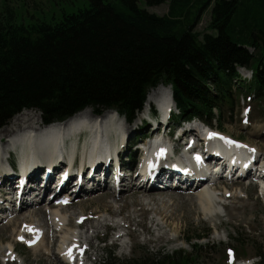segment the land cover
<instances>
[{
	"label": "trees",
	"instance_id": "16d2710c",
	"mask_svg": "<svg viewBox=\"0 0 264 264\" xmlns=\"http://www.w3.org/2000/svg\"><path fill=\"white\" fill-rule=\"evenodd\" d=\"M82 1L49 22L19 23L9 6L0 12V128L26 110L53 124L87 108L97 115L115 110L133 124L160 84L172 87L175 124L217 121L223 129L224 110L241 96L264 101V0H116L118 8L107 0ZM141 1L168 2V13H149ZM207 14L205 30L196 32ZM239 67L253 78L243 79ZM204 232L187 243L211 230ZM192 247L201 253L209 246ZM197 261L180 252L134 263ZM103 264H119L114 251Z\"/></svg>",
	"mask_w": 264,
	"mask_h": 264
},
{
	"label": "rangeland",
	"instance_id": "374dc122",
	"mask_svg": "<svg viewBox=\"0 0 264 264\" xmlns=\"http://www.w3.org/2000/svg\"><path fill=\"white\" fill-rule=\"evenodd\" d=\"M107 1L113 4L114 7H119L116 0ZM83 5L84 2L82 0H0V12L4 10L5 6H9L16 13L17 21L19 23L22 22L25 24H30L40 21L49 22L51 20H59L64 11L67 13H71L76 11ZM139 7L149 13L156 14L158 16H164L168 13L169 3L167 2L160 6L149 7L144 1H141L139 3ZM208 22L209 14L202 17L201 23L198 25L196 32H203ZM163 86L166 89L170 87V91L172 92L171 86H166L164 84ZM85 110H88L89 114H91L93 118H95L96 114L93 110L91 111L89 108ZM109 111L115 110H107L104 113ZM247 111L249 112L248 114H246ZM224 113L225 115L220 120L223 124V129H220L221 125L217 121L214 122V126L210 127L214 130H220L221 132L226 134V136L240 141L241 143H239V145H254L259 155L261 154L262 157H264V101L252 100L251 102H248L244 98H240L239 102L235 104L233 110L226 109L224 110ZM143 116L146 117L145 114H138V119L136 120V122L130 125L123 117L122 120H120L123 131L127 132L130 138L132 137L130 145L131 142L136 139V136L139 133L146 135L150 131V127L153 125L152 123L145 121V118ZM38 118L43 121L42 115L38 111H23L15 115L7 125L0 128V137L5 136V128L10 127L15 120L34 119L38 121ZM174 125L179 124L173 123L172 126ZM191 125L192 124H186V127L184 128H190ZM193 125L194 128H196L195 130H197L198 132L201 131V127L202 131H204V125H202V123L194 122ZM31 126H33L34 129L37 127L33 124H31ZM83 126L87 127L88 124H85ZM154 126H159V122H156ZM153 129L156 131L157 127H154ZM170 129H167V131H169ZM69 135H71V133L68 132L64 135V137H67ZM186 140L187 139L182 138L181 141L186 142ZM84 141H86V139H84ZM126 144L127 143H125V145ZM125 145H123V147H125ZM135 150L137 154V162V160H140V153L137 152V147L136 149L134 147L130 148L129 152L131 151L135 153ZM260 150H262V152ZM5 156L7 161V154H4V157ZM260 163L261 161L259 162V164ZM136 170L140 169H125L120 173L122 177L125 176L124 186H129V189H134L135 187L140 188L138 185L139 183H142V181H138V178L136 177ZM78 171L76 170V173ZM166 172L167 169L164 168L162 174H165ZM43 175L44 171L42 172L40 177H42ZM73 175L77 176V174L75 173H73ZM9 179H13V182L9 181ZM15 179L16 175H14L13 173H9L8 175H6V178H4V181H8V183L6 185H2V187L6 186L4 188V191H6L0 194V203L1 200L9 194H12L15 199L16 192L14 193L13 191H15L17 187H20V183H18V180L16 181ZM88 179L89 177L87 175L85 180L88 182ZM155 181V184L160 187V190H167L168 188L170 189L169 191L173 192L174 194H197L205 188L210 189V192L214 194V204L216 205L214 207L211 206V208L204 206L203 208H201V212L198 213L196 207L199 202L198 197H187L185 200L186 202H183V205L186 204L187 206L186 209L179 206L182 203L180 199L177 201L175 198H173V200H175L176 202L175 204H177L179 208V211H175L172 208L165 210V214L171 217L168 225H164V229L162 231H160L155 226L156 231L152 230L151 233L149 232L147 226L150 227L154 219L157 220L158 223L162 224V219L159 218V216H155V212L144 214L143 212H138L139 209L137 206L132 207L133 202L139 200V198L126 199L124 202L119 203L118 205H114L115 203H113L116 210H118L122 205H126V208H124L121 216H110L111 214L109 212L108 213L110 215L105 213L103 200L99 199L93 202L86 200L87 198H89L88 194L97 192L98 190L85 192L88 186L84 185V190H79L80 192L78 194H75V192L73 191L69 192L71 200L74 199L78 203V205H74L71 208L74 211L62 209L63 207H56L53 203H51V201L44 200V202H47L45 203V205H43L45 210L39 212L37 214V217H33L31 219V221H36L34 224L35 226H38L37 220H40L39 216H42L45 213L48 214L42 220L44 221V224L39 227V231L40 233H42V237L46 235L47 231L50 232V235L46 237L45 242L39 246V244L30 245V240L33 238V234H30L28 237L24 236L23 239H21L22 236L17 235L20 234L18 232H24L26 227L29 225H26L25 221H22L23 217H21L19 221L20 223H22L19 226L17 224L11 223L9 227H3L4 224L10 222L15 215L29 213V211H26V209L31 205L21 207L20 210L16 212V200H12L15 203H10L9 205L11 207H9L8 205V209H15V211L12 212L10 216L9 214H5L1 211L3 205L0 204V264L68 263V261L65 260L64 256L58 249V243H60V240L62 239V234H60L59 239L57 237H54L53 247H45V245L52 242V229L56 227L54 218L49 219V214L54 213L57 208L61 209L60 213L65 214L66 218H68L69 215L71 213L73 214L74 212L75 214H81L83 212L82 214H84L85 217L89 218L88 226H85L81 229L77 228V224H79L81 219L83 218L76 219L77 216H75L74 220L69 221V225L71 227H68V229L71 230L67 234L65 233L64 237L70 240L68 244H71V241L73 240L75 244L80 243L83 249L88 247V252L92 250L91 255H89L88 253V258L90 256L93 258L98 256L97 264H103V262L108 259L109 252L111 251H114V256L119 261V264H137L134 263V261L140 258H151L159 255L174 258V256H177V254L180 252L184 253L186 256H189L190 260H192L193 258L198 259L195 264H235L232 258L236 257L237 259H249L250 257H254V255L261 249V247L264 246V194L262 196L260 189L257 186L251 184L250 179H245L242 181L222 180L215 185L204 181L203 187L198 192L194 191L196 187L193 186L189 191H185L183 188H174L172 186L170 188V185H168V187L166 188H163V185H161L162 183L158 180V175H156ZM31 183V181L27 180V183L24 184V187H29ZM22 186L23 184H21V187ZM38 186L41 187L42 184H39ZM45 187H47V192L55 188L54 184H52V181L49 182ZM69 187L70 189L73 187L72 183L68 185L67 190H69ZM225 188H228L227 190L230 192L226 193ZM103 190L104 192L107 191L109 193L110 198L108 201L112 202L113 197L115 196V183L112 182L110 184H106ZM214 191L216 193H214ZM217 194L220 197H217ZM141 195L142 193H140V196ZM149 196L153 197L154 195L150 194ZM117 198L119 199V196H117ZM171 202L172 200H170L169 203ZM173 205L174 204H169L168 206L173 207ZM174 207H176V205H174ZM148 208L152 209L151 207ZM94 218H97V220L94 221ZM27 221H29V219ZM107 222L113 226H117V229H114L115 231L108 230ZM94 225L95 227L93 228L92 226ZM153 225L154 223H152V226ZM64 226H67V221H64ZM205 228H209L211 230V233L206 236V238H203L200 241L194 239L192 244L187 243V240L191 238H197L199 235L203 236V233H205ZM97 231L99 232V234L95 235ZM133 232H135L136 236ZM128 234L134 236H132L133 240L127 236ZM240 234L242 235V237L239 239V241H237L236 238L238 237V235L240 237ZM118 236H122V238H120L119 241H116ZM148 241L155 242L154 244H147L146 242ZM64 242L65 239L62 241V245ZM239 242L241 243L239 244ZM9 243H11L12 245L16 244V252L13 254L7 252L10 246ZM193 244H199L203 247H209L208 250L203 249L201 253L198 251L194 252V248L192 247ZM210 248H212V250H210ZM47 249L49 251L54 250V252L58 253V262L55 256H53V259H50L47 256ZM230 249H232L234 253H230ZM89 260L91 261L90 258ZM257 260L258 259L255 258L252 261L254 263H258ZM87 264L90 263L87 262Z\"/></svg>",
	"mask_w": 264,
	"mask_h": 264
},
{
	"label": "bare ground",
	"instance_id": "6f19581e",
	"mask_svg": "<svg viewBox=\"0 0 264 264\" xmlns=\"http://www.w3.org/2000/svg\"><path fill=\"white\" fill-rule=\"evenodd\" d=\"M168 101H170V104L173 107L175 106V103L173 100V91L172 92L170 91V87L168 89H166L163 85H159L157 88L153 89L148 94V97L146 98L144 110L141 113V115H143V114L146 115L148 113V111L151 109L153 111V113L155 112L154 113L155 116H163V110H164V107L166 106V103ZM89 109L92 111L91 108H89ZM120 120H122V117L119 116V114L116 111H109V112L102 114L101 116L95 115V118H93V116L91 114H89L88 110H85L83 112L77 113L76 115H74L73 117H71L70 119L65 121L64 123L49 126L47 132L43 133V136H46L47 133H54V132H57V130L60 131V133L61 132H68L70 130L75 131V130H78L81 126H83L87 123H93V122H97V124H92L91 127L97 129V131H99V130L103 131V132L99 131L98 133H96V135L92 134L90 140H88V142H87L88 147L86 146L85 150L81 153V155H83V159L81 161V166L85 165L89 161V159L92 161L90 164L91 168H89V169L87 168V175L89 176V182H87L85 180L86 177L84 179L80 180L78 182V184H74L75 181H73L74 182V183H72L73 187L71 189L69 187L70 191H73L77 194L78 193L77 190H84L85 186H88L86 188L85 192H90L92 190L93 191L98 190L97 192H93L91 194H88L89 198H87L86 200H89L92 202L97 201L99 199L103 200L105 213H107V214L110 213L111 214V215L109 214L110 216H121V213L123 212L124 208H126L125 207L126 205H122L118 210H116L114 205H118L119 203L124 202L126 199H131V198L132 199H134V198L138 199L139 198V200L133 202L132 207L137 206L139 209L138 212H140V213L143 212L144 214H149V212H155V216H159V218L162 219V222H163L162 224L158 223V221L154 219L152 221V223H154V225H153L154 227L152 226V223H151L150 227L147 226L149 232H151V233H152V230H155V226L160 231H162L164 229V225H168V222L171 219V217H169L167 214H165V210L172 208L175 211H179V208H178L177 204H175L176 202H175V200H173V198H175L177 201L180 199V201L182 203L180 205L179 204L178 205L183 207L184 209H186V207H187L186 204L183 205V202H186L185 201L186 198L187 197H198L199 202L196 206L198 213L201 212L200 210L204 206L211 208V206L214 207L216 205V204H214V194L211 193L210 189H207V188H205L204 190L200 191L197 194L196 193H189L187 195H184L181 193H179V194L175 193L176 194L175 195L173 192L169 191L170 189H168V188H167V190H160V187H158L155 184L156 181H153L151 179L154 175H158V180L162 183L161 185H163V188H166V187H168V185H170V188L172 186L174 188H183L185 191H189L191 189V187L194 184H196L197 186L194 190L195 192H198L203 187V178H204V180L207 179L204 177L203 174H200L197 170L191 169V168L188 169V170H190V173L187 174L186 177H185V175L177 176V175H174L173 173L168 174L167 172L165 174H162L163 169L170 167V166L178 165V167H182V166L186 167L185 163L182 164L179 161H177L176 163H173L170 161V159H166V160L161 159L159 161L158 169H151L149 172V175L144 179L145 183H139L140 188L135 187L134 189L133 188L126 189L125 186H123L125 176L122 177V176L117 175L115 172L116 169H114L112 167V164H110V162H112V160H117L120 157V154L118 156L113 157L112 153H114L115 150H118L120 152V149L123 147V145L125 144V142L127 140V135H128L127 132H124L123 129H118L121 125ZM31 124L36 125L37 127L34 129V127L31 126ZM42 124H43V121H41L40 118H38V121L34 120V119L33 120H28V119H24V120L17 119V120H15L10 127L5 128V133H6L5 136L0 137V148H3L2 152L7 154L8 156H12V152H17L20 150L19 148L15 147V143L12 142V139H15L16 143H21V142H24V140H27L28 137H33L31 135L34 133H37V132L42 133L43 132L41 130ZM83 129L84 128L81 129L80 134L84 133ZM30 131H32V133L29 136L23 135L24 133L30 132ZM187 132L190 133L188 130H186V134H188ZM191 132H195V131L191 130ZM207 132H205V134ZM186 134H184V135H186ZM5 137H8V138H5ZM201 141L202 140L199 139V143H201ZM49 142L51 143V141H49ZM106 142H109L108 146L105 145V147L108 149H105L104 147H102ZM1 143H3V144H1ZM53 143L57 144V143H60V141L53 140ZM209 144L214 145V147L211 146L210 150L208 149V152L211 156L209 154H207V158L213 159L222 168H223V165H227L228 163H230L231 158H234V155H232V154H236L237 159H244V160L248 161L253 156L250 153H248L249 149H251V148L256 149L254 145L253 146H245L248 148L246 150L237 149L233 146H230V145L224 143L223 140H216L214 142L209 141ZM60 146H64V144L60 143L59 147ZM54 147L55 146L52 144H46V145L38 144L34 150L35 154H28L29 151H27V150H24V152H23V154H24L23 163L24 164L22 166V170L25 172L22 174H19L18 176L23 179L24 184L27 183V180L31 181L32 183L29 187H24V189L21 191V195H20L21 205H19V203H18L16 205V209L21 208V207H26L28 205H31V206H29L26 209V211H29V213H22L24 215H22V214L18 215L17 214L11 219L10 222H8L7 224H4V226H3V227H9L11 225V223L17 224L19 226L20 224H22L19 221H20L21 217H23L22 221H25L26 225L27 224H29V225L26 227L24 232H18V233H20V234H17L18 236L28 237L32 233L36 234L37 232H39V230H40L39 227H41L44 224V221H42V220L48 215L45 213L44 215L39 216L40 220H37L38 226H35V224H34L36 221H34V220L31 221V219L33 217L38 216L37 214L39 212L45 210L43 207L42 200L45 197L47 187H45L44 189H41L38 186L37 180L35 179L37 177L36 175L41 176L42 169H44V170L49 169L50 171L53 170L52 174H54V172L57 170L56 167L54 168V165L55 164H58V165L63 164V162H62V160H64L63 151L58 152V154H57L56 150L53 149ZM76 147L78 149V145L73 144V148H76ZM91 147H93L94 150L90 152ZM215 151H217V152H215ZM260 151L262 152V150H260ZM128 154H129V151L121 154V157H120L121 160H123V156H127ZM226 154L231 155V156L227 157ZM144 155H145V153H144V151H142L141 155H140L141 156L140 160H137V167L136 168H140V169L144 170V168H143V162L145 160ZM191 160H195V159H191ZM164 161H167V165H165V166H164ZM247 161H246V163H247ZM259 161H261V163L259 164V167L261 168V174L262 175H260L259 178L257 179V181H258L257 183L260 184L259 189H260V192L263 196V194H264V157L262 158V155L260 156ZM194 163L198 164L196 162V160L193 161V165H194ZM236 163L238 164V161L233 160V164L227 166L229 171L233 174H239L238 172L240 171L239 168L235 167ZM242 163L243 162H239V164H242ZM248 164L250 166V169L246 170V172L251 171L252 167L254 166V162H248ZM8 165L9 164L6 162V156L5 157L1 156L0 157V173L4 172V174L8 175L10 172V168ZM36 168H38V170ZM124 168H126V167H124ZM131 169H133V168H131ZM146 171H147V169L144 170V172H146ZM35 172L37 173L36 175L33 174ZM62 172L63 171H60V174ZM67 172L68 171H64L62 174V175H65L66 178H62V179L60 178L57 180V184L60 185L58 187L60 190L66 189V187L64 185H62V182L67 184L68 180H70L71 176ZM136 172L138 173L136 175V177L140 179L141 176L139 175L138 170H136ZM246 172H244V173H246ZM29 174H32L34 176L31 177L32 176L31 175L27 179V175H29ZM116 179L119 180V183L116 186V189L114 190L115 196L113 197V201L109 202L108 201L110 198L109 193L107 191L104 192L103 189H104L106 184H110L112 182L115 183ZM18 183H20V182H18ZM24 184H23V186H24ZM16 185H18V184H16ZM1 187H2V185H0V189H3ZM227 189L228 188H225V192L226 193L230 192ZM16 190L13 192L14 193L17 192ZM24 190H25V192H24ZM140 193H142L141 196H140ZM214 193H216V192L214 191ZM51 194L52 193H50L49 195H51ZM150 194H153L155 197L154 196L150 197L149 196ZM49 195H47L45 198L50 197ZM117 196H119V199L117 198ZM217 197H220V196L217 194ZM9 198H10V194L8 196H6L4 199H9ZM263 198H264V196H263ZM10 199L14 200L13 197H11ZM70 199L71 198L69 197V199H68L69 201L67 200V202H66L67 205L65 207H63L62 209H65V210L68 209V211H70V210H73L71 208L74 205H78L76 200H74V199L70 200ZM170 200H172L171 203H169ZM113 203H115V204L113 205ZM6 204H9V203H6ZM33 204H36V205H33ZM169 204H174V205H176V207H174V205H173V207L172 206L169 207L168 206ZM63 205H65V204H63ZM144 206H146V207H144ZM78 207H80V206H78ZM148 207H151L152 209H150ZM60 210L61 209L57 208L54 213L49 214L50 215L49 219L54 218V220L56 222V227H54L52 229L53 230V234L51 235L52 242L50 244L45 245V247L46 248L47 247L48 248L53 247L54 246V237H57L59 239L60 234H62V239L60 240V243H58L59 244L58 249H59L60 253L64 252V256L66 259L68 257H72L73 255H75V254L69 255L67 253V250L69 248L74 247V246H72L73 240L71 241V244H68L70 240L66 239L64 237L65 233L67 234L71 230V229H68V227H71L69 225V221L74 220L75 216H77L76 219L83 218L82 222L80 224H77V228L82 229L83 227L88 226L89 218L85 217L84 214H82L83 212L81 214H75V212L73 214L71 213L69 215V217L66 218V215L63 213H60ZM27 216H30V217H27ZM28 219H29V221H27ZM94 219H95L94 221L97 220V218H94ZM64 221H67V226H64ZM144 221H145V219H144ZM92 227L94 228L95 225ZM107 229L115 231L114 229H117V226H113L110 223H108ZM133 233L135 234V232H133ZM96 234H99V232L97 231L95 233V235ZM49 235H50V232L47 231L46 235H44L43 237H38L37 244H39V246L41 244H43L45 242V238L48 237ZM127 236L132 239L133 235L128 234ZM135 236H136V234H135ZM120 238H122V236H118L116 241H119ZM64 239H65V242L62 245V241ZM154 242L155 241H148L146 243L147 244L148 243L154 244ZM9 245L10 246H9L7 252L8 253L16 252V247H15L16 244L12 245L11 243H9ZM91 247H93V246H91ZM94 247H95V245H94ZM76 249H78V248L76 247ZM81 249H83V248H81ZM47 252H48L47 256L50 259H53L54 258L53 256H55V258L58 262V258H57L58 253L54 252V250L49 251L48 249H47ZM88 253H89V255H91L92 250L88 252V247H87V248H85V255L87 258V262L90 264H97L98 256H96L95 258L90 256L89 257L91 259V261H90L88 258V256H89ZM25 263H27V262H25Z\"/></svg>",
	"mask_w": 264,
	"mask_h": 264
},
{
	"label": "snow or ice",
	"instance_id": "6c2138e0",
	"mask_svg": "<svg viewBox=\"0 0 264 264\" xmlns=\"http://www.w3.org/2000/svg\"><path fill=\"white\" fill-rule=\"evenodd\" d=\"M210 135H216L215 133H211ZM253 151H255V149H253ZM21 239H23V237H21ZM69 254H71V250L69 251Z\"/></svg>",
	"mask_w": 264,
	"mask_h": 264
}]
</instances>
